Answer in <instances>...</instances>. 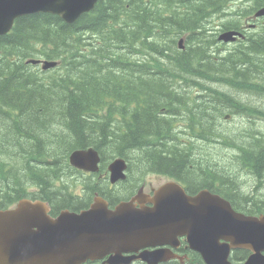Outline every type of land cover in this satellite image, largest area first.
Returning a JSON list of instances; mask_svg holds the SVG:
<instances>
[{"label":"trees","instance_id":"16d2710c","mask_svg":"<svg viewBox=\"0 0 264 264\" xmlns=\"http://www.w3.org/2000/svg\"><path fill=\"white\" fill-rule=\"evenodd\" d=\"M262 6L264 0H98L72 23L44 12L18 17L0 35V209L31 197L48 200L56 215L88 208L96 193L114 206L154 172L190 189H212L218 180L226 189L221 193L236 196L237 210L264 213V198H256L255 189L241 195L217 171L210 150L224 146L232 156L225 162L264 181V134L249 135L251 125L230 132L217 121L227 124L244 114L261 121L264 18L235 43L219 40V33L241 29L240 21ZM31 58L60 64L43 71ZM229 85L239 92L226 105ZM248 91L262 95L258 106L243 102ZM230 105L237 112L228 111ZM205 145L204 158H197L193 152ZM88 147L100 152L101 172L111 158H126L127 189L115 192L108 178L84 177L70 164L73 150ZM247 254L239 249L232 259ZM188 257L161 264H206L198 252Z\"/></svg>","mask_w":264,"mask_h":264},{"label":"water","instance_id":"95a60500","mask_svg":"<svg viewBox=\"0 0 264 264\" xmlns=\"http://www.w3.org/2000/svg\"><path fill=\"white\" fill-rule=\"evenodd\" d=\"M97 1L0 0V35L9 32L18 17L33 12L57 14L72 23ZM263 14L264 8L256 16ZM238 35L236 30L225 31L219 38L228 42ZM180 42L183 48V39ZM55 65L45 61L44 68ZM69 159L88 171L100 168L101 156L93 147L76 149ZM127 167L125 158H116L109 165L111 181L125 179ZM153 192L145 193L142 187L115 207L96 195L89 208L66 209L57 216L50 214L48 201L22 198L16 206L0 209V264H83L106 256L102 264H160L183 258L174 250L181 237L206 264H238L230 259L234 249L251 251L242 264H264V214L238 211L208 189L190 195L174 180Z\"/></svg>","mask_w":264,"mask_h":264},{"label":"rangeland","instance_id":"374dc122","mask_svg":"<svg viewBox=\"0 0 264 264\" xmlns=\"http://www.w3.org/2000/svg\"><path fill=\"white\" fill-rule=\"evenodd\" d=\"M224 89H226V90L228 89V91L225 92V93H229V96L230 95L232 96V94L236 95V92L237 93L239 92L238 89H236V88L233 89L231 87V85H229L228 87H224ZM222 93H224V92H222ZM216 95H218V94H216ZM242 95L246 96V98L243 99V102L244 101L249 102L250 100H252V101L254 100V103L257 106L259 105V103L262 100L261 96L258 97V95H260L259 93L248 91V92H245ZM243 96H240V97H243ZM219 99H221L220 96H219ZM225 103H226V105L230 104V101L226 100ZM246 104H247V107H248V103H246ZM247 107H245V108L247 109ZM237 108H238V106H232V105L227 106L228 111H231V112H237ZM249 112L247 110V113H249ZM256 117L259 118L261 121L252 120V118L248 114H244L243 118H241L240 120L237 119L236 121L229 122L227 124L221 123L220 120H217V121H218L219 125H221L223 127L231 128L230 132H238V131H235L236 128L246 130L247 129L246 127H250V125H251V127L247 129L249 135L254 130L264 134V115H257ZM254 122H256V124ZM260 125H262V126H260ZM244 132H242V133H244ZM245 136L246 135L240 136L242 138V141H241L242 146H245L247 144V140L248 139ZM199 146H200V143H199ZM221 147H212V148H210L212 156L213 157L215 156L216 158H218L217 160H215L216 161L215 163H217V166H218L217 171L218 172L219 171L220 172L223 171L222 173L224 174V176H227V177L229 176L231 178V180H233L236 183V186H237L236 189L237 190L239 189L241 195H247L248 193H252V190L255 189L256 186L262 185V188L260 189V192L256 193L255 197L256 198H264V181L261 183V181H259L258 177L254 176L252 174H249L248 172H246L244 170H241V167H239V168L235 167L234 168L233 167L234 165H232L231 163H229L227 161L225 162L226 158H229V157H232V156H228L229 153L226 150H224V146H221ZM200 148H199L200 152L197 153V151H199V150H197L196 152L194 151L193 153L196 154V156H198L197 158H199V156H200V158H204V156H203L204 152L208 151V148L206 149V145L204 146V148H202V146ZM225 154L227 155V157H225ZM193 157L196 158L194 155H193ZM220 166H224V168H228V169H226V170L220 169ZM228 170H232V171L234 170V171L230 172ZM134 174H135V172L134 173L132 172V174H131V178L132 179L135 176ZM74 180H77L76 176H74ZM167 180H168V178L166 176H164V175H158L156 173L150 174V175L147 176L145 190L149 191L151 189V186L158 187L159 185H161L162 183L166 182ZM77 181L79 182V180H77ZM77 187H78L77 188L78 191H80V186H77ZM127 188H128V185H124V184H123L122 187H118V189H122V190L127 189Z\"/></svg>","mask_w":264,"mask_h":264},{"label":"flooded vegetation","instance_id":"af4514ba","mask_svg":"<svg viewBox=\"0 0 264 264\" xmlns=\"http://www.w3.org/2000/svg\"><path fill=\"white\" fill-rule=\"evenodd\" d=\"M226 94H228L229 95V93H226ZM233 95V94H232ZM232 98V96L230 95V98L227 100V99H225L224 101H231L230 99ZM222 100V99H221ZM251 108V107H250ZM254 112H257V110L255 109V106L253 107V108H251ZM249 140V139H248ZM101 161H102V159H101ZM101 163V162H100ZM109 164H110V162L108 163V165H107V168H106V170L105 171H103V172H101V169H102V166H100V170L98 171V173H99V176L100 177H105L106 179L107 178H109V176H110V169H109ZM81 172H83V173H85V174H91L90 172H86V171H84V170H82ZM128 173H129V170H128ZM127 178H128V176H127ZM169 180H172V179H170V178H168ZM113 183V182H112ZM221 183L217 180L216 182H214V186H213V188L212 189H209L211 192H213V193H218V194H220V195H222L224 198H226V199H228V200H230L231 201V203L233 204V200L234 199H236V196H234V195H228V196H226V195H224L223 193H221V192H224L223 190H226V189H224V188H222V186L220 185ZM110 187V189L111 190H114L115 192L116 191H118V190H120V189H118V187H122V182H118L117 181V183L115 182V184H113V186H109ZM143 187H145V185L143 186ZM152 187L153 186H151V191L150 192H153L152 191ZM262 188V185H258V186H256V188H255V191H256V193H258V192H260V189ZM185 189H186V192L188 193V194H190V195H194V194H196V193H198L199 191H201V190H203V189H206V188H204V187H198V188H188L187 186H185ZM137 190H138V188H137ZM136 190V191H137ZM119 193H120V191H119ZM127 194H130V196H127V198L128 199H131L135 194H136V192L134 193V191L133 190H130ZM238 197H241V196H238ZM120 201H121V199H120ZM120 201H118V202H120ZM117 202V203H118ZM116 203V204H117ZM233 206H234V204H233ZM183 241L181 242V245L178 247V249L176 250V251H178L179 253H182V254H184V255H186V257H185V259H188V255H189V253H190V251H192L188 246H187V242H186V240H185V238H183L182 239ZM185 242V243H184ZM239 250V249H238ZM236 251V250H235ZM234 251V252H235ZM248 251V250H247ZM250 251H248V254H247V256L245 257V258H243V257H240L239 259H237L236 260V262H238V263H243V262H245V260L248 258V256L250 255ZM232 256H233V254H232ZM231 259H232V257H231ZM233 260V259H232Z\"/></svg>","mask_w":264,"mask_h":264},{"label":"bare ground","instance_id":"6f19581e","mask_svg":"<svg viewBox=\"0 0 264 264\" xmlns=\"http://www.w3.org/2000/svg\"><path fill=\"white\" fill-rule=\"evenodd\" d=\"M34 13V12H33ZM29 14H32V13H29ZM255 92V91H254ZM257 92V91H256ZM204 95V94H203ZM262 97V95H260ZM259 115H264V112L261 111Z\"/></svg>","mask_w":264,"mask_h":264}]
</instances>
